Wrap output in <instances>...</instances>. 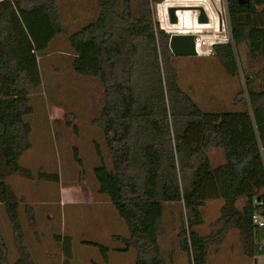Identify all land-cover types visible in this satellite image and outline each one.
<instances>
[{
  "label": "trees",
  "instance_id": "16d2710c",
  "mask_svg": "<svg viewBox=\"0 0 264 264\" xmlns=\"http://www.w3.org/2000/svg\"><path fill=\"white\" fill-rule=\"evenodd\" d=\"M97 12L66 35L75 73L98 79L103 105L92 123L99 127L109 163L94 168L99 193L107 196L127 227L116 237L135 251L134 264H167L159 228L167 210L178 211L176 238L188 264H207L208 248L229 228L238 230L243 251L260 253L263 232L251 223L255 200H264V0H226L233 44L213 55L225 73L241 80L235 104L241 110L201 108L178 83L170 34L156 27L150 5L162 0H93ZM55 0H0V207L15 237L16 257L0 228V264H35L23 239L18 198L7 182L31 178L20 160L30 147L29 94L40 83L37 54L65 34ZM244 45L259 73L242 71L236 53ZM220 149L213 165L208 152ZM74 159L81 163L76 149ZM42 180L57 175L39 171ZM222 200L216 235H201L202 208ZM238 199L244 203L237 206ZM65 258L71 239L57 236ZM108 261V249L89 243Z\"/></svg>",
  "mask_w": 264,
  "mask_h": 264
},
{
  "label": "rangeland",
  "instance_id": "374dc122",
  "mask_svg": "<svg viewBox=\"0 0 264 264\" xmlns=\"http://www.w3.org/2000/svg\"><path fill=\"white\" fill-rule=\"evenodd\" d=\"M55 1L66 33L55 37L47 49L37 54L41 83L29 94L31 112L24 117L30 125V147L20 165L29 169L32 177L13 174L7 178L18 198L24 243L35 264H64L66 257L57 236L71 239L69 264H134V249H126L116 239L128 237L127 227L107 196L99 193L93 172L100 164L98 149L102 159L110 162L102 132L92 123L103 105L102 84L73 71V54L66 38L92 18L97 9L93 0ZM152 5L156 15L157 5ZM236 57L242 71L253 69L259 73L263 66L249 60L244 45H240ZM172 64L180 87L203 109H227L232 94L241 91V80L228 76L214 55L174 56ZM74 149L81 163L75 161ZM211 162L219 164L217 154ZM39 171L55 174L58 180H42ZM243 203L244 199H238L237 206ZM221 205L220 199L205 202L204 223L196 227L199 234L218 233L221 225L216 221ZM177 220L175 207L166 211L159 228L161 252L167 264H188L187 256L178 247ZM0 228L8 256L14 259L15 237L1 207ZM89 243L106 247L108 261ZM207 264L256 262L255 257L244 253L238 230L229 228L221 241L209 246Z\"/></svg>",
  "mask_w": 264,
  "mask_h": 264
},
{
  "label": "built area",
  "instance_id": "2783aa9c",
  "mask_svg": "<svg viewBox=\"0 0 264 264\" xmlns=\"http://www.w3.org/2000/svg\"><path fill=\"white\" fill-rule=\"evenodd\" d=\"M156 15L151 4V13L155 28L171 34H191L197 56H211L217 45L231 43L233 38L229 26L226 0H162L156 3ZM176 7V21L171 22L168 8ZM206 20L200 21L201 13ZM256 209L251 214V223L263 232L258 242L260 253L256 254V264H264V200H255Z\"/></svg>",
  "mask_w": 264,
  "mask_h": 264
},
{
  "label": "water",
  "instance_id": "95a60500",
  "mask_svg": "<svg viewBox=\"0 0 264 264\" xmlns=\"http://www.w3.org/2000/svg\"><path fill=\"white\" fill-rule=\"evenodd\" d=\"M176 7H169L168 13L171 22L176 21L175 16ZM200 21H205V15L203 12L199 17ZM169 49L174 56H197L194 40L191 34H171L168 43ZM259 199V197H257Z\"/></svg>",
  "mask_w": 264,
  "mask_h": 264
},
{
  "label": "crops",
  "instance_id": "0c3cea01",
  "mask_svg": "<svg viewBox=\"0 0 264 264\" xmlns=\"http://www.w3.org/2000/svg\"><path fill=\"white\" fill-rule=\"evenodd\" d=\"M236 94H238V92ZM236 94L235 93L232 94L233 96L230 99L231 106L227 109H220V110H241V107L235 104L236 96H237ZM214 154L218 155L219 164L224 162V156H223V153L220 149L212 148L209 150L208 155H209V158L211 161H212V157Z\"/></svg>",
  "mask_w": 264,
  "mask_h": 264
}]
</instances>
